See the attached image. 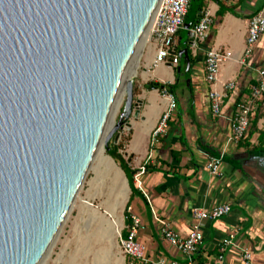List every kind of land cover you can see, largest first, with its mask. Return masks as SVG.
<instances>
[{"label":"water","instance_id":"95a60500","mask_svg":"<svg viewBox=\"0 0 264 264\" xmlns=\"http://www.w3.org/2000/svg\"><path fill=\"white\" fill-rule=\"evenodd\" d=\"M159 2L0 0V264H41L103 139L112 152L140 103L132 78L108 119Z\"/></svg>","mask_w":264,"mask_h":264},{"label":"crops","instance_id":"0c3cea01","mask_svg":"<svg viewBox=\"0 0 264 264\" xmlns=\"http://www.w3.org/2000/svg\"><path fill=\"white\" fill-rule=\"evenodd\" d=\"M202 3L201 11L209 9L214 20L209 36L194 54L188 27L199 18L186 16V24L176 37L178 66L160 64L146 71L144 79L149 81L134 94L135 101L140 103L133 112L138 110L139 114L133 113L114 141L131 170L145 162L151 149L154 151V164L141 177L142 190L134 178L131 180L136 193L130 199L127 213L141 218L137 239L146 246L153 264H161L160 261H182L184 256L163 239L157 218L186 236L196 223L195 210L229 204L228 215L200 222L204 242L195 259L201 264H244L243 252L249 250L253 256L251 264H264V105L259 103L252 114L245 137L236 144L228 141L230 117L237 103L250 94L259 71L264 70V36L252 56L243 59L249 19L264 5V0H202ZM212 47L232 52L222 63L213 85L221 91L226 83L235 84L227 90L220 115L211 110L210 85L205 78V54ZM149 53L153 57L154 47ZM151 82L171 85L178 102L166 135L154 147L152 132L167 101L159 88L147 87ZM220 154L223 155L220 172L213 175L206 164L210 156ZM118 217L123 221L120 213ZM228 239L230 242L221 252Z\"/></svg>","mask_w":264,"mask_h":264},{"label":"built area","instance_id":"2783aa9c","mask_svg":"<svg viewBox=\"0 0 264 264\" xmlns=\"http://www.w3.org/2000/svg\"><path fill=\"white\" fill-rule=\"evenodd\" d=\"M191 0H162L151 28V40L155 49V54L151 62V69L166 64L172 68H176L179 64V57L176 50V37L178 32L184 27L185 19L190 7ZM213 16L209 9L201 11L199 19L190 27L191 33L190 47L196 54L200 44L203 43L210 34L213 25ZM264 36V5L249 19L248 32L246 37V46L243 59H249L259 40ZM232 56V52L222 48L212 47L205 54V78L210 85L209 100L211 110L214 115H220L222 104L227 95V90L233 89L235 84L233 81L226 83L225 88L221 91L216 90L215 84L222 63ZM167 103L161 117L153 129L151 136V146L154 147L163 138L169 128V120L176 111L178 102L176 95L166 89L162 90ZM264 105V70L259 71L258 80L251 86L250 94L241 102L237 103L233 114L230 117L231 135L228 138L230 143H239L246 135L251 116L257 108L258 104ZM223 155L210 156L206 167L208 171L217 175L220 172V166ZM154 164V151L151 149L145 162L140 164L133 174V178L138 187L141 188V177L148 170L149 165ZM231 211L229 204H218L208 209H197L194 212L196 223L192 231L181 236L175 231L165 220L158 219L163 239L173 246L182 256L184 260H171L168 263L160 261L161 264H201L195 259V255L204 242V236L200 229V222L206 219H216L226 216ZM141 228V218L137 215H129L124 217L123 226L118 233V242L121 252L126 257H131L142 264H153L147 256L146 246L137 239ZM230 240H225L221 247V252L225 251L226 245ZM220 259L223 258L221 254ZM243 263L251 264L253 256L249 250L243 252ZM130 264H134L131 262Z\"/></svg>","mask_w":264,"mask_h":264},{"label":"rangeland","instance_id":"374dc122","mask_svg":"<svg viewBox=\"0 0 264 264\" xmlns=\"http://www.w3.org/2000/svg\"><path fill=\"white\" fill-rule=\"evenodd\" d=\"M144 45L135 73L131 76L135 95L139 87H143L145 81H149V79H144V74L147 75L146 71L152 70L150 67L153 57L150 56L149 49L154 46L150 35ZM125 99L115 117L116 122L122 112ZM113 144L114 138L110 141V147ZM104 154L105 159L98 156L93 161L54 244L41 264H103L102 262L104 264H127L128 257L121 252L118 236L116 237L121 228L117 225V221L121 220L118 214H121L124 223V209L127 202L115 215L109 210L117 188L114 178L117 172L115 168L121 169L113 159L116 167H110L107 159L111 157L107 150ZM123 175L125 177L124 171ZM125 179L127 181L126 177ZM130 193L129 187L127 198ZM107 212L113 216L114 222L110 220ZM113 223H115L114 227Z\"/></svg>","mask_w":264,"mask_h":264},{"label":"bare ground","instance_id":"6f19581e","mask_svg":"<svg viewBox=\"0 0 264 264\" xmlns=\"http://www.w3.org/2000/svg\"><path fill=\"white\" fill-rule=\"evenodd\" d=\"M161 1L162 0H160L159 5H160ZM159 5H158V7H159ZM156 12H157V9H156V11H155V13H154V15H153V17L151 19V22H150V24H149V26L147 28V31H146V33L144 35V38H143V40L141 42V45H140V47L138 49V52H137V54H136V56L134 58V61H133L132 65H131V68H130V70H129V72H128V74H127V76H126V78H125L120 90H119L118 97L116 99V102H115V104L113 106V110H112V112H111V114L109 116V119H108L106 132L109 129L115 127V123H116L115 117L118 114L120 106L123 103V100H124V98L126 96V93H127L126 84L125 83H126L127 79L131 78L132 74L135 73V68L137 67V62H138L139 55L141 53L142 48L145 46L144 45L145 40H147V37L149 35L151 36V28H152V25H153V22H154V19H155ZM103 144H104V139L101 141V143L99 145V148L97 150L95 158L98 157V156L102 157L103 159L106 158V155L104 154L105 149L103 147ZM107 163L110 165V167H113V168L116 167L114 162H113V160H112V158H108L107 159ZM115 169L117 170V172L115 173L114 178H115V181L117 182V188H116L115 198H114L113 202L111 203V205L109 207V210L114 215L117 214L121 210V208L123 207L124 203L127 200L128 194H129V187H128L127 181H126V179H125V177L123 175V172L121 170H118L119 168H115ZM109 216H110V220L112 222H114L113 218H111V214H109ZM115 223H113V225H112L113 227H114ZM117 225H118V228L119 227L122 228L123 221H121V220L117 221ZM121 228H120V230H121ZM120 230L117 232L116 237L118 236V233L120 232ZM113 232H114V230L111 231V237L113 236ZM100 260L102 261V258H100ZM102 263L104 264V262H102Z\"/></svg>","mask_w":264,"mask_h":264},{"label":"trees","instance_id":"16d2710c","mask_svg":"<svg viewBox=\"0 0 264 264\" xmlns=\"http://www.w3.org/2000/svg\"><path fill=\"white\" fill-rule=\"evenodd\" d=\"M202 7H203V3H202V1H201V5H200V8L202 9ZM259 11V10H258ZM257 11V12H258ZM222 12H224V9H222L221 8V10H220V13H222ZM147 87H149V88H151V87H156V88H159L161 91L163 90V89H166V90H168V91H171V92H173L172 91V86L171 85H169V84H158V83H154V82H151V83H149V84H147ZM111 148H112V152L111 153H109L112 157H113V159L119 164V166L121 167V169L124 171V173H125V175H126V177H127V179H128V182H129V187H130V190H131V194H130V196H129V199H128V202H127V204H126V209H125V216L126 217H128L129 215H128V213H127V208H128V204H129V202H130V199H131V197H132V195L134 194V193H136V189L131 185V183H130V181L132 180V178H133V174H134V172H135V170H131V169H129V172H130V175H131V178H129V176H128V162H127V160H125V158L122 156V154L119 152V145H115V144H113L112 146H111ZM149 169V168H148ZM131 262H134V264H142L141 262H139V261H137V260H135V259H133V258H131V257H128V262H127V264H130Z\"/></svg>","mask_w":264,"mask_h":264}]
</instances>
